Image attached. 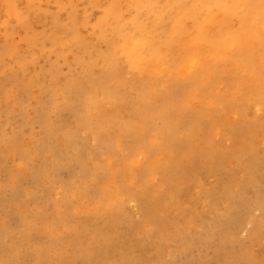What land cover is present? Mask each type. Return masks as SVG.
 I'll return each instance as SVG.
<instances>
[{
  "label": "rangeland",
  "instance_id": "obj_1",
  "mask_svg": "<svg viewBox=\"0 0 264 264\" xmlns=\"http://www.w3.org/2000/svg\"><path fill=\"white\" fill-rule=\"evenodd\" d=\"M222 1L211 10L177 0L173 11L188 20L183 42L164 36L158 51L147 44L141 56L146 68L165 52L164 71L143 69L139 78L134 61L119 59L127 69L122 91L102 102L83 86L70 91L68 81L111 74L102 55L109 39L119 42L114 26L136 38L132 21L156 17L151 1L0 0V264L9 256L18 264H264V45H241L225 62L202 59L210 41L199 26L209 10L214 35L216 20L238 29L234 8L249 4ZM143 91L156 101L153 127L134 147L143 123L125 128L139 118ZM49 131L58 154L45 149ZM35 173L45 175L41 183ZM115 178L112 190L144 195L155 211L112 200L106 187Z\"/></svg>",
  "mask_w": 264,
  "mask_h": 264
},
{
  "label": "bare ground",
  "instance_id": "obj_2",
  "mask_svg": "<svg viewBox=\"0 0 264 264\" xmlns=\"http://www.w3.org/2000/svg\"><path fill=\"white\" fill-rule=\"evenodd\" d=\"M151 1V7L153 10L156 12V17H153L151 15L148 16H138L132 21V29L135 31L136 38L133 35H130V31H126V29L123 31L121 29V26L115 25L114 30L119 31L121 34L119 36V42L115 43L111 39L108 40L110 52L109 54H104L100 53L99 55H102V58H109L110 62H112V73L107 76V77H95V75H88V74H83L81 76H72L69 81H68V89L70 91H75V92H80L82 90L83 86V93L90 94L91 97H96L99 101V99L104 102L107 97L109 98L112 94H118L122 91L123 83H124V78L122 75L127 72L126 69V62H117L119 59H124L125 58H130V61H134L136 63L137 67V74L139 75L143 69H146L147 72H155L156 70H160L161 72L163 70V65L165 62L162 64V59L165 58V52L163 54H158L153 60L150 61V66L146 65V59H141V56H143V50L145 49L144 46H147V44H150V47L155 51H158V43L160 42L161 38L164 36H168L169 38V43L172 45L179 44L177 42L182 43L184 40V35L188 34L187 33V22L188 20L184 17H178L176 16L175 12L173 11V5L177 2V0H150ZM167 2L168 10L167 12L162 16L161 15V8L162 5H164L163 2ZM181 1V0H179ZM200 2H207V6L213 10V3L214 5H220L223 6V1L222 0H199ZM249 4H246V2H240L238 7L234 8V11H236L238 14L241 15L240 18V26L235 28L234 23H230L229 21L227 22H219L218 20L215 21V23L218 22L217 28L219 29L220 33L219 34H211V29L212 23L214 21V17L212 16V13L209 12L205 16V21L200 24L199 28V34H200V39L202 41H206L208 38V41H210L208 44L207 43H202L204 46L203 50H208V55H205V52L203 51V60L210 59V56L216 55L218 58L215 60L211 58L213 61L216 62V60H220V62H225L226 58L228 57L230 52L236 51L238 52L239 47L241 45H244L243 47L246 49L248 46L250 48H254L253 51H258L257 47L259 45H264V0H248ZM162 3V5L160 4ZM172 6V7H171ZM175 7V6H174ZM172 8V10H171ZM141 11L146 13V8L143 6L141 8ZM116 17H118V13L116 12ZM221 28V29H220ZM76 27H73V31L76 33ZM151 37V40L148 41V38ZM119 45L122 47L121 48V53L119 51ZM199 45V44H198ZM197 45H195L196 47ZM247 46V47H246ZM208 47V48H207ZM119 53V54H118ZM187 58V57H186ZM90 59H92L90 57ZM96 57H94V60ZM128 61V60H127ZM91 61L89 59H81L80 65H82V68L84 71H87L91 73L92 68L91 67ZM161 62V64H160ZM196 62V61H195ZM195 62H193L190 66H195ZM213 63V64H214ZM250 64V63H249ZM144 65V66H143ZM189 67L185 68L183 70L184 73L189 71ZM258 71L255 73L258 76H260L259 72L261 70L257 69ZM87 77V84L82 85V80ZM139 78L137 79L139 81ZM141 84V83H140ZM140 92L138 93V101H137V110H136V115L140 118L135 117L133 121H130L128 126L125 128H132L134 129L135 125L137 124V121H141L143 123L142 126H139L135 130V136L134 140H132L134 143V147H136L139 143H141V139L144 138L146 132L148 130L151 131V128L153 127V122H152V117H150V108L151 106H154L156 101H152L151 99H148L146 93L143 91L140 95ZM154 93H152L153 95ZM160 94L159 91H157V95L153 96V99L155 97H159ZM157 108V107H156ZM155 108V109H156ZM170 108V107H169ZM168 108V109H169ZM148 113V114H147ZM132 115H134L132 113ZM149 116V118H148ZM169 129H173L172 126L169 127ZM169 130V131H170ZM176 131V128L173 129ZM169 134V133H168ZM54 131H49L47 134L46 139L49 141V144L46 145V150L51 153V154H58L59 149L56 147V144L53 143L51 140L54 136H56ZM119 144L120 146L123 145V134L120 135ZM77 158L80 160L82 159L81 153L79 152L77 155ZM109 160V159H108ZM97 167V166H96ZM153 168V167H152ZM96 170V169H95ZM117 171H115L113 174L116 176ZM128 175L129 177L133 178L135 173L133 169H128ZM34 179L39 181L40 183L44 180L45 175L40 174V173H35L33 175ZM152 179L156 178V174H152ZM116 178L113 180L109 181V185L106 187L109 190L110 197L112 200H121L124 198V201H132V200H138L142 206L145 208V212L147 214L153 213L155 211V207L153 204L149 203L147 199H144V195H139L138 197H128L125 199V193L123 192V189L120 190L115 189L112 190L111 187H116ZM89 186V185H88ZM85 187V188H88ZM104 189V188H103ZM98 199L102 200L104 197V194L102 193L101 189L98 191ZM252 204H248L246 206V211H249V209L252 207ZM232 211V210H230ZM245 211V215H246ZM119 214L122 215L124 214L123 211V206L122 204L119 205ZM233 214V213H230ZM231 219H234L233 222L241 223L244 219V217H239V218H234L231 216L229 221ZM254 221V219H251ZM250 221V222H252ZM180 236H183L181 234ZM57 240V239H56ZM57 242L53 240L52 243ZM8 264H18L15 258L12 256L8 258L7 260ZM43 262V261H41ZM38 264H42V263ZM130 263V262H129Z\"/></svg>",
  "mask_w": 264,
  "mask_h": 264
}]
</instances>
